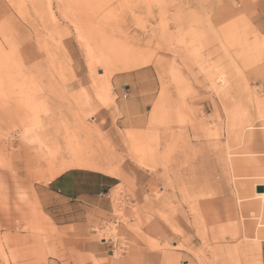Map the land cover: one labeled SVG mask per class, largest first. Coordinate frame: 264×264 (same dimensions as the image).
<instances>
[{
    "label": "rangeland",
    "instance_id": "obj_1",
    "mask_svg": "<svg viewBox=\"0 0 264 264\" xmlns=\"http://www.w3.org/2000/svg\"><path fill=\"white\" fill-rule=\"evenodd\" d=\"M248 1L0 0L32 36L24 53L0 36V264H259L264 0ZM145 67L161 93L124 123L112 79ZM75 150L128 171L108 212L69 223L42 192Z\"/></svg>",
    "mask_w": 264,
    "mask_h": 264
},
{
    "label": "crops",
    "instance_id": "obj_2",
    "mask_svg": "<svg viewBox=\"0 0 264 264\" xmlns=\"http://www.w3.org/2000/svg\"><path fill=\"white\" fill-rule=\"evenodd\" d=\"M248 4L250 5L249 1ZM230 5L232 4L230 3ZM0 36L12 40L23 53L26 46L31 43L30 37H32L30 34H26L25 28L20 26L19 22L8 21L7 18L0 20ZM149 68L145 67L129 73L118 74L112 79L116 93L123 94L126 92L128 94L127 99L119 102V109L124 113L122 118L124 123H129V121L127 122L128 119L131 122L142 121V112L148 109L149 104L154 100V96L158 98L161 93L160 76ZM31 77L35 79L33 75ZM197 91L200 95H207L200 88ZM208 105L206 102L199 103V106L203 108ZM106 120L109 121V119ZM126 171L128 170L119 169V177L109 176L101 171H68L57 179L49 181V185L42 192L44 202L46 206L55 207L54 211L60 212L62 219L69 223L79 222L78 220L83 218L86 211L108 212L110 206L107 204V199L110 192L120 185L119 179H125ZM162 179L165 181L164 177ZM261 238L262 240L254 248L258 263L264 264V235ZM216 253L226 255V260L230 259L229 255H234L227 248L216 250ZM234 262L236 261L232 259L233 264H239Z\"/></svg>",
    "mask_w": 264,
    "mask_h": 264
},
{
    "label": "bare ground",
    "instance_id": "obj_3",
    "mask_svg": "<svg viewBox=\"0 0 264 264\" xmlns=\"http://www.w3.org/2000/svg\"><path fill=\"white\" fill-rule=\"evenodd\" d=\"M244 1H245V4H244L245 7H246V5L248 6V0H244ZM231 12H233V11H231ZM234 18L236 19V16ZM241 18L242 17H240V19ZM232 26L233 25L228 26V29H231ZM248 60H249V58H247L245 60V62H247ZM82 128L87 133H90L91 132V129H89L88 127H85L84 125H83ZM43 144L49 150V153H50L49 155L53 157V161H54V159H56V157H58V153H59L58 152V148L57 147H53V146L51 148H49V146L46 144L45 141L43 142ZM53 149H55L56 151L53 152ZM51 165H53V164H51ZM50 169H51L50 182L53 181V180H55V179H57L58 177H60L61 175H63L64 173H66V172H68V171H70L72 169L103 171L104 173L106 172V174H108L109 176H114V177H118L119 176V174H118V168H117V170L114 169V171H113V169H111L110 171H107V170L103 169V167L99 164L98 161H96L92 157H88V156H86L84 154H81V152L76 151V150L72 153V158H71V161L69 163L63 164L58 169L54 168V166H51Z\"/></svg>",
    "mask_w": 264,
    "mask_h": 264
},
{
    "label": "water",
    "instance_id": "obj_4",
    "mask_svg": "<svg viewBox=\"0 0 264 264\" xmlns=\"http://www.w3.org/2000/svg\"><path fill=\"white\" fill-rule=\"evenodd\" d=\"M257 192L258 193H264V187L263 186H258L257 187Z\"/></svg>",
    "mask_w": 264,
    "mask_h": 264
},
{
    "label": "built area",
    "instance_id": "obj_5",
    "mask_svg": "<svg viewBox=\"0 0 264 264\" xmlns=\"http://www.w3.org/2000/svg\"><path fill=\"white\" fill-rule=\"evenodd\" d=\"M127 97H128V95H127V94H125V95L123 96V98H124V99H127Z\"/></svg>",
    "mask_w": 264,
    "mask_h": 264
}]
</instances>
